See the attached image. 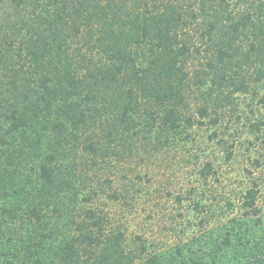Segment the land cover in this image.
<instances>
[{
	"label": "trees",
	"instance_id": "obj_1",
	"mask_svg": "<svg viewBox=\"0 0 264 264\" xmlns=\"http://www.w3.org/2000/svg\"><path fill=\"white\" fill-rule=\"evenodd\" d=\"M262 87L264 0H0V264H264L256 182L227 221L195 201L172 245L97 207L134 202L107 175L139 143L197 127L230 161Z\"/></svg>",
	"mask_w": 264,
	"mask_h": 264
},
{
	"label": "rangeland",
	"instance_id": "obj_2",
	"mask_svg": "<svg viewBox=\"0 0 264 264\" xmlns=\"http://www.w3.org/2000/svg\"><path fill=\"white\" fill-rule=\"evenodd\" d=\"M258 93L263 97L264 88H260ZM247 103L249 101H242L239 113L246 109ZM190 104L194 109L196 103L191 101ZM258 110L264 120L262 103H257ZM240 131L230 161H225V151L216 144L217 141L209 140L211 131L197 127L185 131L190 134L189 140L185 135H176L169 139L170 144L163 147L137 144L138 152H134L131 159L123 163L122 158H116L120 163L111 161L113 168L107 175L112 181V191L122 192L123 188L132 186L135 189L134 202L128 208L121 202L113 204L103 197L97 207L106 211L112 222L121 224L122 228L127 227L129 237L144 232L147 238L161 246L174 244L178 231L186 222L198 220L192 210L195 201L212 211L214 224L218 222L220 209L227 211L224 220L227 221L239 213L242 193L256 182L260 189L257 204L264 208V131L256 139L243 128ZM186 140L190 142L186 143ZM257 161L259 168L254 167ZM206 162L214 165L216 175L204 182L199 178L198 170ZM193 188L195 192L189 198ZM211 213L206 215L211 218Z\"/></svg>",
	"mask_w": 264,
	"mask_h": 264
}]
</instances>
